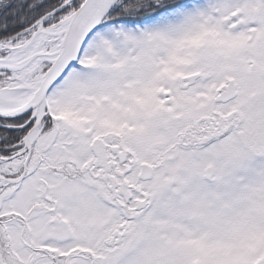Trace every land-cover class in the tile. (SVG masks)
Listing matches in <instances>:
<instances>
[{
    "label": "snow or ice",
    "instance_id": "1",
    "mask_svg": "<svg viewBox=\"0 0 264 264\" xmlns=\"http://www.w3.org/2000/svg\"><path fill=\"white\" fill-rule=\"evenodd\" d=\"M0 264H264V0H0Z\"/></svg>",
    "mask_w": 264,
    "mask_h": 264
}]
</instances>
